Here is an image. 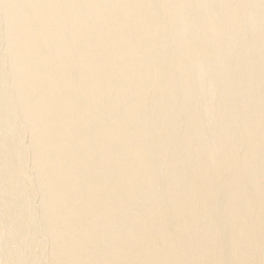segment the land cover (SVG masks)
Wrapping results in <instances>:
<instances>
[{
    "label": "bare ground",
    "instance_id": "6f19581e",
    "mask_svg": "<svg viewBox=\"0 0 264 264\" xmlns=\"http://www.w3.org/2000/svg\"><path fill=\"white\" fill-rule=\"evenodd\" d=\"M0 264H264V0H0Z\"/></svg>",
    "mask_w": 264,
    "mask_h": 264
}]
</instances>
